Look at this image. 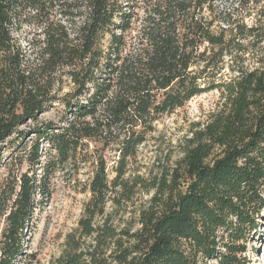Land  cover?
I'll return each instance as SVG.
<instances>
[{"label":"trees","instance_id":"1","mask_svg":"<svg viewBox=\"0 0 264 264\" xmlns=\"http://www.w3.org/2000/svg\"><path fill=\"white\" fill-rule=\"evenodd\" d=\"M216 1L0 0V166L11 138L24 153L0 178V264L26 258L57 173L80 181L84 168L79 231L92 241L70 240L53 264H240L238 243L264 210V0H223L222 11ZM213 90L224 103L193 125L182 157L149 180L132 174L156 123ZM57 102L60 122L36 126L29 145L20 129ZM145 191L117 227L108 203L119 214Z\"/></svg>","mask_w":264,"mask_h":264},{"label":"rangeland","instance_id":"2","mask_svg":"<svg viewBox=\"0 0 264 264\" xmlns=\"http://www.w3.org/2000/svg\"><path fill=\"white\" fill-rule=\"evenodd\" d=\"M226 5L223 0H217L215 9L222 11ZM255 22L254 18H247L245 23L251 26ZM33 33V29L24 28L22 32L16 34V37L23 45H26ZM246 65L254 68L258 64L251 57ZM221 78L224 79V72ZM68 91L69 87L65 86L64 92ZM223 103L221 92L213 90L193 98L183 108L164 115L156 123L157 131L149 137L148 142L140 149L131 170L132 174L136 175L137 173L145 180H149L151 174L155 175L159 172L158 166L160 164L177 161L182 157L181 144L186 138L192 137L193 125L200 122L205 124L209 115L221 107ZM63 110L64 106L57 102L39 117L37 123L29 122L23 126L20 130L26 133L24 141L28 142L29 145L31 144L35 138L34 135H31V131L36 126L48 122L59 123ZM15 138L16 136L6 144L7 151L3 161L8 165L0 166V178L2 179L8 176L12 165H15V170L18 169V162L24 156L23 152H18L15 149L17 147V144L13 143ZM106 157L111 166L110 177L113 178L115 175L112 172V166L114 165L115 153L107 151ZM14 161L16 163L12 164ZM27 168V164H23L22 172H26ZM90 175L89 170L84 168L78 177L80 181H73L68 170L57 173L52 180L54 193L51 202L37 209L33 220H31V227L26 235V258L19 261L18 264H53L69 250L70 240L71 242L79 241L80 244L86 245L91 243L90 237L82 236L79 231V222L85 216L86 207L91 199V194L86 191L85 186ZM152 194L153 192L147 194L146 191L138 194L134 205L128 206V211L119 214L112 202H109L107 213L113 215L117 227L124 228L130 220L132 212L149 200ZM97 220L100 222L101 218ZM257 224V228L238 243L246 250L237 255L240 264H264V210L257 220ZM1 227L3 228V225ZM200 264L221 263L218 260L203 258Z\"/></svg>","mask_w":264,"mask_h":264}]
</instances>
